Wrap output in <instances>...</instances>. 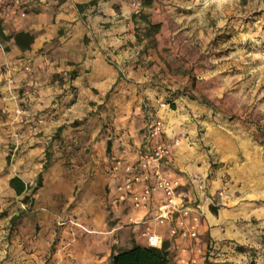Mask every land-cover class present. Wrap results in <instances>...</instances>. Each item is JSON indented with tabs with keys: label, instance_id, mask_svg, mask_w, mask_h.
I'll return each mask as SVG.
<instances>
[{
	"label": "crops",
	"instance_id": "0c3cea01",
	"mask_svg": "<svg viewBox=\"0 0 264 264\" xmlns=\"http://www.w3.org/2000/svg\"><path fill=\"white\" fill-rule=\"evenodd\" d=\"M140 2L136 10L130 0L11 1L8 16L0 19L2 33L9 37L0 38V69L7 64L15 81L9 87L0 72V264H109L112 250L148 246L141 236L147 227L161 237L167 251V244L180 246L179 239L168 236V225H153L159 197L146 212L127 202H111L121 178V171L112 170L111 157L131 164L142 159L149 121L146 104L163 120L160 139L180 141L162 170L180 180L182 193L195 173L209 174L211 194L222 188L220 176L228 174L239 182L236 188L227 184L230 190L216 213L205 210L199 231L206 237L201 241L207 248L204 260L259 263L264 203L255 200H264L262 149L251 140L243 120L217 126L211 122L220 114L203 102L209 98L206 93L214 92L209 86L218 78L222 81L216 89L222 92L228 78L213 77L212 68L199 60L198 49L192 58L184 56L185 44L165 45L159 33H150L158 9ZM21 31L33 36L25 50L12 38ZM31 79L36 87L28 86ZM183 89L188 92L183 94ZM25 97L28 101L21 102ZM162 100L174 108L166 104L159 109ZM19 104L44 123L33 136L24 128L25 139L15 143L13 112ZM198 124L205 130L202 142ZM217 161L222 168L212 166ZM12 177L29 187L25 193L32 191L29 211L19 202L24 194L10 188ZM71 204L82 230L70 223L57 226L58 213ZM19 214L18 230L9 235L11 219ZM79 235L84 241L76 245Z\"/></svg>",
	"mask_w": 264,
	"mask_h": 264
},
{
	"label": "rangeland",
	"instance_id": "374dc122",
	"mask_svg": "<svg viewBox=\"0 0 264 264\" xmlns=\"http://www.w3.org/2000/svg\"><path fill=\"white\" fill-rule=\"evenodd\" d=\"M145 2L151 3L158 9L156 16L150 20L155 23L149 24L150 33H159L165 45L185 44L184 56L192 58L194 50L198 49L202 52L199 57L201 58L202 55L206 57L199 60L212 68L213 77L228 78L229 86H224L222 92L216 89L222 81L218 78L214 81V87L212 84L209 86L214 88L213 94L206 93L209 98L203 102L212 106L215 114H220L212 116L211 122L217 126L218 123L239 124L243 120L242 122L247 124L246 129L252 134L251 140H256L264 157V56L259 53L264 47V0H145ZM182 92L186 94L188 90L183 89ZM162 102L168 104L170 108L168 100ZM144 109L149 112L150 120L161 118L155 115L152 106L146 104ZM198 126H200L198 140L202 142L201 138L205 130L201 129V124ZM248 127H252L251 130ZM232 134L237 135L238 132L232 131ZM212 166L222 168L223 164L217 161ZM203 177L206 184L203 194L196 192L191 176L185 186V193L181 192L185 205L191 203L196 206L203 205L204 211L200 218L197 239L180 240L182 242L180 246L167 244L169 264H207L204 260L207 248L203 247L201 242L205 241L206 237L205 234L201 236L199 234L201 219L207 208L211 211L218 209V204L223 202L222 198L227 195V190H230L227 184H232L235 186L233 188H236L239 183L231 181L230 176L225 174L219 178L222 188L216 189L218 194H211L208 188L209 174ZM186 190H191L192 193L189 195L194 198H188ZM220 191L223 192L222 195L219 194ZM233 191L235 192L236 189ZM31 194L32 191L24 193L27 202L23 201L24 196L19 201L24 212L29 211L33 206V194ZM73 196L76 199L79 196L76 189ZM204 196H211L214 204H204ZM255 201L259 204L264 203L262 199ZM71 208L72 204L58 213L60 218L57 226L62 227L70 223L71 226L82 230L76 222L77 215H73ZM20 217V214L12 217L9 235L17 232L21 223ZM81 241L84 239L79 235L74 243L78 245Z\"/></svg>",
	"mask_w": 264,
	"mask_h": 264
},
{
	"label": "built area",
	"instance_id": "2783aa9c",
	"mask_svg": "<svg viewBox=\"0 0 264 264\" xmlns=\"http://www.w3.org/2000/svg\"><path fill=\"white\" fill-rule=\"evenodd\" d=\"M20 5L24 0H0V19H5L9 14V3ZM131 6L139 10L140 0H130ZM24 14H21L23 16ZM0 50H3V44L0 40ZM264 56V47L259 51ZM23 69L28 71L30 66L27 62L23 63ZM1 74L6 76V83L9 87L15 85L14 78L8 74L7 64H3L0 69ZM37 81L31 79L28 82L29 87H36ZM25 97L21 102L26 103ZM166 104L160 102L159 109L165 108ZM14 123L16 129L12 133V139L19 143L25 139L24 128L31 136L35 135L37 128L44 123L42 117H35L34 113L26 106L19 104L14 109ZM163 130L161 118L148 121L145 135V149L143 157L137 164L123 163L120 159L111 157L112 170L121 171L120 181L114 186L111 202L113 204L128 203L136 211L146 212L150 203L156 197L160 202L155 214L152 217L154 226L162 227L168 225V236L179 240L197 239L198 226L203 214V205H197L195 208L186 206L182 199L181 182L177 178H172L164 174L162 164L170 159L173 148L179 146L180 141L174 138L171 141L164 142L160 139ZM191 180L196 192L203 194L206 189L205 178L195 173L191 175ZM220 191V195H222ZM204 204H214L211 196H204ZM146 239L148 246L160 248L162 239L159 235L152 232L150 227L141 233ZM69 264V263H57ZM257 264H264V243L260 250V261Z\"/></svg>",
	"mask_w": 264,
	"mask_h": 264
},
{
	"label": "trees",
	"instance_id": "16d2710c",
	"mask_svg": "<svg viewBox=\"0 0 264 264\" xmlns=\"http://www.w3.org/2000/svg\"><path fill=\"white\" fill-rule=\"evenodd\" d=\"M146 3V2H145ZM0 38L8 39L1 30L0 26ZM14 43L21 49L25 50L33 41V36L28 32H17L12 35ZM169 102V101H168ZM169 107L174 108L173 103L169 102ZM110 143H107V151L109 150ZM9 186L17 195H23L28 186L23 183L18 177H12L9 180ZM34 192V191H33ZM24 196L23 201L27 202V197ZM214 212V210H213ZM170 259L166 247L162 245L160 248L151 246H140L133 244L128 249L112 250L109 257V264H169Z\"/></svg>",
	"mask_w": 264,
	"mask_h": 264
}]
</instances>
